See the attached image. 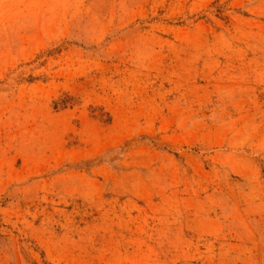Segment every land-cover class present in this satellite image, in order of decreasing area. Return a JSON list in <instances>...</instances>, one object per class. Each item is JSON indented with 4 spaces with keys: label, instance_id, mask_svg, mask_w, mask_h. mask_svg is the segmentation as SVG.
<instances>
[{
    "label": "rangeland",
    "instance_id": "obj_1",
    "mask_svg": "<svg viewBox=\"0 0 264 264\" xmlns=\"http://www.w3.org/2000/svg\"><path fill=\"white\" fill-rule=\"evenodd\" d=\"M0 264H264V0H0Z\"/></svg>",
    "mask_w": 264,
    "mask_h": 264
}]
</instances>
